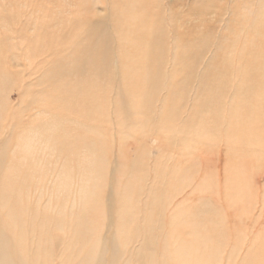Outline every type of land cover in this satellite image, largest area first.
<instances>
[{"label": "rangeland", "instance_id": "1", "mask_svg": "<svg viewBox=\"0 0 264 264\" xmlns=\"http://www.w3.org/2000/svg\"><path fill=\"white\" fill-rule=\"evenodd\" d=\"M95 20L101 22V29L106 22L119 41L117 51L122 53L117 56L123 61L119 74L101 68L103 32L100 29L97 33L95 49L92 43L96 36L87 31ZM156 44L163 53L151 66L153 52L146 54L144 48ZM263 49L264 0H0V74L6 73L0 76V88L5 90L0 106L5 104L7 109L0 121V138L8 137L12 154L20 134L51 121L60 122L67 135L78 142L91 133L89 138L105 137L106 160L124 164L126 171L120 176L115 170L112 177L116 176L121 186H128L135 197L137 230L143 214L166 219L183 202L196 218L197 228L187 223L180 231L192 238L190 233L195 229L206 255L195 259L197 263L207 259L212 264H264V55L255 63ZM131 57L141 62L146 57V67L134 66L128 60ZM52 61L57 63V74L51 77ZM135 68L137 75L130 70ZM35 73L38 76L33 81ZM44 74L41 87L36 81ZM145 74L148 79L144 80ZM127 91L141 92L144 99L153 101L146 122L134 129L121 125V105ZM14 123L17 126L11 129ZM90 139L101 147L99 138ZM58 150L59 160L52 163L59 166L53 164L56 169L50 173H57L69 162L68 167L74 168L70 171L77 173L75 157ZM8 152L7 162L11 163ZM3 166L0 193L7 180L8 170L6 164ZM74 177L63 179H74L77 186L79 178ZM16 183L19 187L21 180ZM34 183L30 184L32 191ZM39 188L32 197L33 205H27L31 214L37 200L42 206L49 200L39 197ZM67 196L58 195L51 208L59 212ZM73 197H68L70 207ZM76 200L73 211L80 214L86 209L89 220L101 221L95 225L103 227L104 209L84 208ZM41 211L45 212L43 207ZM52 231L59 238L57 243L67 241L64 234L55 233L56 227ZM128 234L131 239L123 242L128 247L121 252L122 264L124 260L153 264L151 248L155 246L159 255L161 248L148 241L149 235L146 240L137 238L138 231ZM186 254L197 257L198 251L191 248ZM57 258L58 264H63L65 256Z\"/></svg>", "mask_w": 264, "mask_h": 264}, {"label": "bare ground", "instance_id": "2", "mask_svg": "<svg viewBox=\"0 0 264 264\" xmlns=\"http://www.w3.org/2000/svg\"><path fill=\"white\" fill-rule=\"evenodd\" d=\"M100 29H101V22L99 20H95L92 24H89L87 26V31L92 32V34L96 36L94 37V43H92L93 48L95 46V49L98 48L97 33L99 32ZM101 30L103 32V33L101 32L102 33L101 36L103 37V39L100 38L101 40L100 39L99 40L101 41V43H103L104 46L103 58L100 60L101 68L111 70L112 72H114L115 75L116 74L115 72H118L120 70L123 62L118 57L122 53L120 51L121 53L119 54L117 51L118 50L117 42L119 41H117V39H114L113 36L114 33L111 34L112 33L111 31L113 30H110L106 22H104V28ZM120 42H121L120 44L122 45V41ZM120 44L118 43V45ZM151 44L154 43L152 42ZM147 48L149 49L147 50ZM233 49L234 48H231L232 50L231 52H234ZM144 51L145 52L148 51V53L153 52L152 60L149 61V64L151 63V66L154 64L155 61L161 60V53L163 52L159 44L149 45L148 47L146 46L144 48ZM154 52H156L159 57L156 54H154ZM134 55H136V53ZM263 55L264 52L262 53V55L256 56V60H255L256 64H259L261 62L259 61V59H261L260 57H262ZM253 56L254 55H252V57ZM54 57H56V55ZM2 60H3L2 55H0V63L2 62ZM128 60L132 62L134 66H136V63H138L139 65V66L137 65L138 67L140 66L146 67V61H147L146 57L143 59L142 62L140 61V58L131 57ZM96 63L98 64V58L96 59ZM50 64L51 65L49 67L51 68L48 67L49 68L48 75L52 77L56 73L57 63L52 61ZM130 70L132 71L134 70L131 73L137 75L136 68ZM61 71L62 68L60 69V72ZM3 72L4 71H2V73L0 74L2 78L6 74ZM161 73L163 74L162 71ZM161 73L159 71V74ZM147 74L149 75V73ZM147 74H145L142 79L144 80L148 79ZM165 74H167V72H165ZM35 76H38V74L35 73V75H32L31 76L32 79ZM1 77H0V83H2ZM45 77H46L45 74L43 76L41 75L37 77L39 79H37L36 82L40 84L41 87L44 86L43 79ZM166 77H170V76H166ZM159 78H160L159 81L164 79L161 78L160 75ZM153 79L156 80V78ZM166 79L165 81H167ZM170 80H172L171 77ZM33 81L35 80L33 79ZM108 82H110V80ZM160 85L157 86L159 87ZM131 87H134V84H132ZM125 89L127 88L125 87ZM93 91L95 92V90ZM21 92L23 93V91ZM4 93L5 90L0 88V96H3ZM36 93L38 94L37 91ZM140 93L141 92H128V93L125 92L123 94L124 96L122 101L123 103L121 105L123 106L121 109V119H122L121 125L124 128L127 126L130 129H134L137 128V126L140 123L143 124L146 122V117H147L146 112L150 109L151 107L150 104H152L153 101L144 99L143 93L141 95ZM145 95L146 96L148 95L147 91ZM21 97L23 96L21 95ZM152 97L154 98V94H152ZM257 102H259V100ZM5 107H6L5 104L0 106V121L4 120L3 111L7 110ZM23 107H25V105H22L21 108ZM111 109H113V107ZM118 113L120 114V112ZM248 116L250 118L251 115ZM59 124L53 123V121H51V123L49 124H41V126H34L35 129L34 128L31 129L23 135L20 134L19 140H17L18 138H16L17 137L16 136L15 139L18 142L14 146L15 148L11 151L12 154L9 151L10 146L8 144L9 143L8 137L6 136L4 138H0V169L4 167L3 164H6V169L8 170L7 173L5 174L7 180L3 178L6 180L5 187L1 189V193H0V210L2 212V214L0 213V264H58L57 256H61V255L65 256V258L62 260L63 264H122L123 258H121V252L127 246L123 244V242L131 239L128 234V231L130 232V235L136 234L137 231L140 232V234L137 236V238L139 239L147 240V235H149L148 241L153 244L155 242V245L161 248L160 255L155 250L156 248L155 246L151 248V250H154L153 264H199L196 262L195 259L204 258L206 256L201 249L200 236L196 233L195 229L192 230L190 233L192 238L185 237L184 233L180 231V228L186 226L187 223L190 224L193 228H197L196 227L197 224L195 221L196 218L194 219V217L190 214L189 206H186L185 204H183V202L182 203L179 202L181 204L178 205L171 213V216L167 217L166 219H164V217L161 215L157 220H155L151 213H145L141 216V220L139 222V229L137 230V224H138L137 215L139 212L137 213L136 204L134 205L132 202V199H134L135 197L134 195H132V193L131 194L129 193L128 186L125 187L121 186L119 180L114 179L117 177L116 176L112 177V174L113 175L116 174L114 173L115 170H117V175L120 176L123 174L124 171H126L124 170L125 169L124 164L123 162L122 163L116 162V160H114L111 164L109 163V161L106 160L108 159V157L105 158V155H107L105 154L107 151V144L105 137H100L96 135L97 138H99L100 140L101 147L97 146L98 144L97 141L96 144L93 140L90 139V138L97 139L96 137H90V138L88 137L93 133H91L90 135L87 134V137H83L82 141L78 142L76 140H73V138H75L74 136H71L70 134L67 135L68 133L64 130L65 128L63 129ZM117 124L118 122L116 123V125ZM16 126L17 124L15 123L12 124L11 129H15ZM28 127L30 128L31 126H26V128ZM20 129L21 128H19V130ZM120 131L122 133V130ZM254 136L255 135H253V137ZM66 144L68 145V147L64 146ZM58 149L63 152H68L69 154L75 157V160L78 161L77 167L79 171L77 173L70 171V170H74V168L68 167L69 165H71L70 162L69 165H67L66 167L65 165L61 166L59 168L60 170L57 173L55 172L50 173L51 169L59 166L58 165L59 163L58 164L52 163L54 161L57 162L59 160V156L57 155ZM7 152L12 155L11 163L7 162V158H6ZM47 153H49V155ZM45 161L47 162V164L44 163ZM53 164L55 165V167H52ZM73 176L79 178L77 186H75L76 182L74 179H73L74 182H71V180L68 181L66 180V178L65 180L63 179V177L73 178ZM17 180L18 181L21 180V185L19 187L16 186ZM34 181L36 182L35 191L38 190V187L40 186L38 192L39 197L42 198L44 196L45 197L47 196L49 200L44 206L41 205L42 202L40 199L37 200L36 204H34L35 206L34 212L33 214H31L27 208V205L29 203L33 205L32 197L35 194V191H32L33 188H31L32 186L30 187V184H32V182L34 183ZM170 189H168V191ZM176 191H178L177 188ZM62 194H66L69 196L72 194L74 196L72 199V205L71 207L69 206L70 204L68 205V203H70L68 202L69 196L65 197V203L62 202V198H63L62 196L60 201L62 202L63 205L61 204V207L58 208V210L60 211L59 212L56 210L54 211L55 208L54 209L51 208L53 203L52 201L59 200L58 195L60 196ZM76 199H79L81 201V202L79 201L80 204L83 203L84 208L104 209V216L106 217V219L103 222L104 224L103 227H101V225L97 227L95 225V223L97 222L95 221L92 222L93 221L91 220L92 218L89 220L88 212L86 211V209L83 210L80 214L73 211L74 207L77 204ZM42 207L45 212L41 211ZM49 214H53L54 219L49 218L48 217ZM56 214L57 216L55 219ZM68 214L70 216V219L67 221L66 216H68ZM92 214H90V216ZM51 220H54L53 224ZM165 222H167V224H165L159 229L158 226H160L161 223H165ZM99 223H101V221ZM72 225H74V228L71 227ZM54 227H56V229L60 231V232L57 231L55 233L64 234L67 237L66 238L67 241L65 243L61 242V245L63 246H61L59 242H58L59 244L57 243V240L59 238L53 234L52 229ZM157 231L158 233L155 234V232ZM151 238H153L154 240H152ZM212 246L216 248V245L215 246L212 245ZM191 248H195L198 251L197 257L186 254V252ZM56 250H60V254L57 255ZM160 256L164 257L165 261H163V259ZM124 264H133V262L132 260L129 261L124 260ZM203 264H212V262L206 259Z\"/></svg>", "mask_w": 264, "mask_h": 264}]
</instances>
